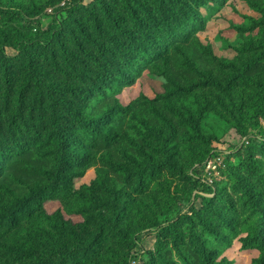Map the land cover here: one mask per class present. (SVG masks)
Instances as JSON below:
<instances>
[{"label": "rangeland", "instance_id": "1", "mask_svg": "<svg viewBox=\"0 0 264 264\" xmlns=\"http://www.w3.org/2000/svg\"><path fill=\"white\" fill-rule=\"evenodd\" d=\"M104 1L125 17L122 22L138 38L151 30L165 29L172 35L184 29L191 39L208 46L213 56L227 60H235L238 51L253 60L257 40L249 41L252 37L264 44V13L246 0ZM101 4L102 0H0V176L13 172L14 162L36 148V123L50 124L54 108L69 113V106L56 105L52 99H65L73 110L88 113L106 111L115 101L145 110L164 92V78L149 72V59L134 54L141 44H125L118 51L111 48V37L94 31L95 22L112 29ZM81 27H89L96 39L88 38ZM203 62L222 77L234 73L217 66L212 57ZM256 65L264 66V61ZM8 71L13 78L10 91L6 90ZM125 73L129 77L121 78ZM35 99L37 118L32 120L29 109ZM40 114L44 119L39 121ZM130 122L125 118L121 140L109 149L101 143L86 146L87 165L81 167L83 175L73 180L77 192L96 179L99 168H105L114 191L136 196L140 209L139 216L125 219L126 213L125 224L116 225L118 231L105 235L93 251L109 246L105 264H206L207 256L251 264L260 251L251 248L252 241L240 228L245 222L264 225V114L232 122L209 114L201 123L191 161L183 159L185 165L177 161L161 167L152 178L145 176L147 187H142L138 169L126 155L132 150L126 143L133 134ZM185 136L179 133L182 146L188 144ZM108 152L120 161L119 166L103 163ZM183 152L181 156L187 158L188 151ZM219 153L223 157L219 172L206 174L200 160ZM140 189L144 193L134 195ZM65 204L48 200L43 206L47 213L61 212L75 224L85 221L82 215L68 213ZM119 213L111 214L114 223Z\"/></svg>", "mask_w": 264, "mask_h": 264}, {"label": "trees", "instance_id": "2", "mask_svg": "<svg viewBox=\"0 0 264 264\" xmlns=\"http://www.w3.org/2000/svg\"><path fill=\"white\" fill-rule=\"evenodd\" d=\"M246 1L256 11L264 13V0ZM101 5L112 29L95 22L94 31L111 37L114 46L111 48L118 51L125 44L129 47L141 44L134 54L138 52L140 57L149 59V72L165 80L164 92L145 110L122 106L115 101L106 111L88 113L82 108L73 110L65 99H52L56 105L69 106V113L65 115L54 108L50 124L45 127L44 123H36V148L14 162L13 172L0 176V264L106 263L109 246L102 245L97 252L93 251L94 246L100 245L105 235L117 232L116 225L125 224L126 213L125 219L135 213L139 216L136 196L124 194L122 189L115 192L111 175L105 168H99L96 179L79 191H74L72 185L75 178L83 175L82 165H87L89 151L86 146L101 143L104 149H109L112 143L119 142L125 118L131 120L133 133L126 140L132 147L126 155H130V161L138 169L142 187H147L145 176L152 178L161 167L177 161L185 165L183 159L191 161L189 157L196 151L195 139L201 136V123L209 114L228 122L264 114V66L258 68L256 65L264 61V44L257 36L249 39L257 40L252 46L257 53L253 60L246 58L243 51H238L235 60L220 59L197 38L191 39V34L184 29L175 30L172 35L166 34L165 29L151 30L140 39L127 29L122 22L125 17L119 16L117 9L104 0ZM81 28L88 38L96 39L89 27ZM174 37L181 39L174 41ZM124 38L128 43L122 40ZM102 42V47L106 48L105 38ZM211 57L218 62L217 66L234 73L222 77L209 70L203 60ZM131 71L130 68L128 73ZM128 73L121 78H128ZM12 84L13 78L8 71L7 91ZM38 102L35 99L30 106L32 120L37 118ZM43 119L40 114L39 121ZM181 131L186 135L182 139L188 140L186 146L180 144ZM191 133L193 137L189 136ZM183 150L188 151L187 158L181 156ZM102 160L108 167L120 165L110 152L104 154ZM205 161L204 157L200 164ZM142 191L137 190L134 195H141ZM48 200L64 201L68 213L82 215L85 221L75 224L66 220L61 212L47 213L43 205ZM118 210L120 213L114 223L111 214ZM263 230V224L250 222L240 228L252 241L251 248L260 251L251 264H264ZM89 251L94 254L89 256ZM205 261L206 264H232L227 258L219 261L214 256H207Z\"/></svg>", "mask_w": 264, "mask_h": 264}, {"label": "built area", "instance_id": "3", "mask_svg": "<svg viewBox=\"0 0 264 264\" xmlns=\"http://www.w3.org/2000/svg\"><path fill=\"white\" fill-rule=\"evenodd\" d=\"M222 163L223 157L220 153L217 155L210 156L204 163V169L206 174L213 175L214 173L219 172Z\"/></svg>", "mask_w": 264, "mask_h": 264}]
</instances>
